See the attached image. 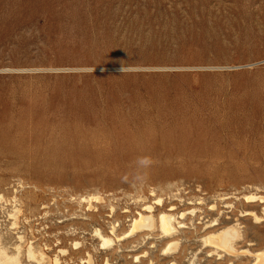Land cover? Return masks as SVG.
Wrapping results in <instances>:
<instances>
[{
  "label": "rangeland",
  "instance_id": "obj_1",
  "mask_svg": "<svg viewBox=\"0 0 264 264\" xmlns=\"http://www.w3.org/2000/svg\"><path fill=\"white\" fill-rule=\"evenodd\" d=\"M259 194L264 0H0V242L20 264L30 243L43 264H249L199 237L237 218L236 248L263 249L264 220L239 215ZM159 197L200 208L175 252L159 230L100 246L95 227Z\"/></svg>",
  "mask_w": 264,
  "mask_h": 264
},
{
  "label": "bare ground",
  "instance_id": "obj_2",
  "mask_svg": "<svg viewBox=\"0 0 264 264\" xmlns=\"http://www.w3.org/2000/svg\"><path fill=\"white\" fill-rule=\"evenodd\" d=\"M254 194H246L248 199L254 198ZM260 198H264V195H256ZM102 196L97 194L92 195H82L79 201L86 202L88 209H93L95 206L92 203L93 200H101ZM158 203L162 204L160 208L155 209L152 203L144 202L142 207L139 210H136L134 214L131 215L128 228L121 232H117V227L119 225V219L115 218L109 223L108 231H104L100 227L94 228V234L99 239V244L101 247H110L115 246L116 240H123L126 237H132L137 235L139 232L143 233V236H148L154 230H159L161 235L165 238V246L162 248V253L166 252H175L177 250L178 244L180 242L179 232L180 230H188L193 228L194 221L190 223L185 221L184 218L189 220H195V217L198 215V207L183 208L180 210H175V205L173 203L168 204L166 208L162 203V199L159 197L156 200ZM200 202V201H198ZM210 209L216 208L215 203L209 204ZM123 212L129 211L128 207L122 209ZM117 211L113 204H110V211L107 213L108 216H116ZM240 216L249 215L254 222H260L264 220V204L262 206L261 214H258L252 209H244L240 212ZM88 217V216H87ZM84 218H86L84 216ZM89 218V217H88ZM228 219V218H227ZM230 219V218H229ZM226 220V219H225ZM225 220L222 219V222L218 221V218L215 217L211 220L203 222V232L200 234V241L204 248H206L207 256L217 255L218 258L223 255L235 256L238 254L252 256L249 264H264V248L252 251L249 248H236V242L240 238V230L237 218L234 219L231 224H224ZM186 228V229H185ZM20 240L22 235H19ZM127 241H132V238L127 239ZM74 245H78L79 241L75 240ZM3 244V242H2ZM0 242V264H20V256L22 252L21 244L18 243L14 246V251L8 252L6 245H2ZM28 245V244H27ZM33 244L26 246V253L29 259H34L37 261V264H43L45 262V253L43 250L34 249ZM8 248V247H7ZM61 252H65V248H60ZM240 256V255H239ZM137 258V256H135ZM108 260V258H106ZM233 260V259H232ZM169 264H178L177 261L172 258L169 260ZM22 262V261H21ZM54 262L59 263V258L57 255L54 256ZM86 264H93L91 255L88 253L86 258ZM149 263L152 264L153 260H149ZM230 264L233 262H229ZM189 264H193L192 261Z\"/></svg>",
  "mask_w": 264,
  "mask_h": 264
}]
</instances>
